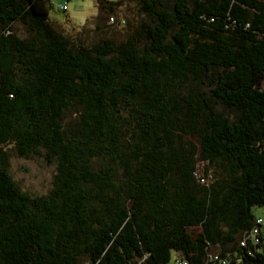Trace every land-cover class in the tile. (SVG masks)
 Listing matches in <instances>:
<instances>
[{
	"label": "trees",
	"instance_id": "16d2710c",
	"mask_svg": "<svg viewBox=\"0 0 264 264\" xmlns=\"http://www.w3.org/2000/svg\"><path fill=\"white\" fill-rule=\"evenodd\" d=\"M138 3L74 45L46 0H0V264H264V0ZM9 150L54 165L45 194Z\"/></svg>",
	"mask_w": 264,
	"mask_h": 264
},
{
	"label": "rangeland",
	"instance_id": "374dc122",
	"mask_svg": "<svg viewBox=\"0 0 264 264\" xmlns=\"http://www.w3.org/2000/svg\"><path fill=\"white\" fill-rule=\"evenodd\" d=\"M46 1L49 6L47 20L74 45L79 42L89 44L102 37H109L118 43L136 22L149 19L140 12L138 0H107L119 1L116 15L112 16L113 19L98 20L101 26L94 29L97 0H68L64 11L57 9V5L63 0ZM116 20H123L124 23H118ZM12 28L18 37L26 36L25 29L19 22H14ZM73 119L74 113L66 111L62 120L64 127L71 128ZM201 169L202 164L198 163V171H202ZM8 171L20 190L29 194L42 195L50 187L54 165L47 164L41 156L24 158L9 150ZM253 212L264 217L263 207H255Z\"/></svg>",
	"mask_w": 264,
	"mask_h": 264
},
{
	"label": "built area",
	"instance_id": "2783aa9c",
	"mask_svg": "<svg viewBox=\"0 0 264 264\" xmlns=\"http://www.w3.org/2000/svg\"><path fill=\"white\" fill-rule=\"evenodd\" d=\"M67 2L68 0H63L61 3L57 5V9L60 11H64L66 9ZM255 223H256L255 226L252 228V230L248 234V238L251 239V241L254 244H257L260 240L259 239L260 231L262 228H264V217H258ZM245 241H246V238H243L241 240V244L244 245ZM212 258L217 259V256L213 255ZM173 262L174 264H185V262L179 259V257H176ZM223 263H224V260H221L220 264H223Z\"/></svg>",
	"mask_w": 264,
	"mask_h": 264
}]
</instances>
